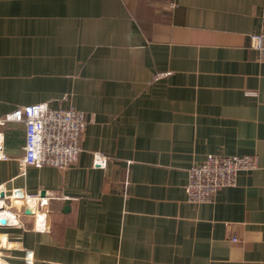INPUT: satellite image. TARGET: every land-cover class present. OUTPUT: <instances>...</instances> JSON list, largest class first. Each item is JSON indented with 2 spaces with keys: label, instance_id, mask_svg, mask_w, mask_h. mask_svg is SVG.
Returning a JSON list of instances; mask_svg holds the SVG:
<instances>
[{
  "label": "crops",
  "instance_id": "obj_1",
  "mask_svg": "<svg viewBox=\"0 0 264 264\" xmlns=\"http://www.w3.org/2000/svg\"><path fill=\"white\" fill-rule=\"evenodd\" d=\"M263 28L264 0H0V117L47 103L86 120L68 169L22 170L24 128L0 126V186L45 195L14 201L7 262L264 264ZM210 154L258 167L188 203Z\"/></svg>",
  "mask_w": 264,
  "mask_h": 264
},
{
  "label": "built area",
  "instance_id": "obj_2",
  "mask_svg": "<svg viewBox=\"0 0 264 264\" xmlns=\"http://www.w3.org/2000/svg\"><path fill=\"white\" fill-rule=\"evenodd\" d=\"M251 47L256 52L257 60L264 63V28L251 37ZM6 123L21 124L24 128L23 156L20 159L22 170L43 166L68 169L76 163L86 125L83 112L74 107L53 109L47 103H35L19 106L0 117V126ZM2 141L3 134L0 132V159L5 160L7 157L2 151ZM105 163V156L99 153L93 155V167L103 168ZM256 168L257 158L254 155H207L203 161L187 170L184 187L186 201L191 204L210 203L219 190L236 185L239 172ZM0 194V230L23 227L22 215L14 213L7 206L10 200L29 198L40 201V205L45 203V195L30 196L21 189L9 191L6 185L0 186ZM1 220L5 221L4 224ZM0 261L9 264L1 253Z\"/></svg>",
  "mask_w": 264,
  "mask_h": 264
},
{
  "label": "bare ground",
  "instance_id": "obj_3",
  "mask_svg": "<svg viewBox=\"0 0 264 264\" xmlns=\"http://www.w3.org/2000/svg\"><path fill=\"white\" fill-rule=\"evenodd\" d=\"M25 199H29V198L12 199V200H10V201L8 202L7 206H8L10 209H12V211L14 212L15 210H18V207L15 206L14 201H15V200H22V201H24ZM14 213H15V212H14ZM0 214H2V210H1V208H0ZM4 237H5V236L0 235V245H1V246H4L5 243H6ZM9 247H10V246H9ZM0 264H6V263L3 262V261H0Z\"/></svg>",
  "mask_w": 264,
  "mask_h": 264
},
{
  "label": "rangeland",
  "instance_id": "obj_4",
  "mask_svg": "<svg viewBox=\"0 0 264 264\" xmlns=\"http://www.w3.org/2000/svg\"><path fill=\"white\" fill-rule=\"evenodd\" d=\"M96 153H98V152H96ZM96 153H93V155L96 154ZM99 154H101V153H99ZM101 155H102V154H101ZM211 155H213V154H211ZM103 156H104V155H103ZM219 156H220V155H219ZM232 156H237V155H232ZM241 156H242V155H241ZM222 157H223V156H222ZM203 160H204V159H203ZM257 167H258V161H257ZM254 170H255V169H254ZM251 171H252V170H251ZM236 181H237V180H236ZM184 187H185V186H184ZM200 204H203V203H200ZM200 204H199V205H200ZM194 205H198V204H194Z\"/></svg>",
  "mask_w": 264,
  "mask_h": 264
},
{
  "label": "water",
  "instance_id": "obj_5",
  "mask_svg": "<svg viewBox=\"0 0 264 264\" xmlns=\"http://www.w3.org/2000/svg\"><path fill=\"white\" fill-rule=\"evenodd\" d=\"M40 195L43 197V196H44V193L42 192ZM1 197H2V196H1V194H0V198H1ZM26 213H28V211H26ZM4 222H5L4 220H1V223H2V224H4Z\"/></svg>",
  "mask_w": 264,
  "mask_h": 264
}]
</instances>
